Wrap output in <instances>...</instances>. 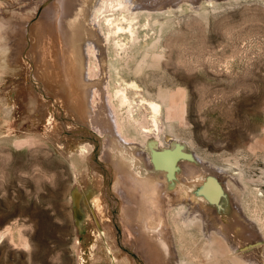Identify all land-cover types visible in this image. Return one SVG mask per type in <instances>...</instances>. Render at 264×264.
<instances>
[{
  "label": "rangeland",
  "instance_id": "374dc122",
  "mask_svg": "<svg viewBox=\"0 0 264 264\" xmlns=\"http://www.w3.org/2000/svg\"><path fill=\"white\" fill-rule=\"evenodd\" d=\"M191 1L152 0L148 4L154 9L150 11L155 12L151 21L160 28L144 31L146 42L154 43L142 62L143 53L139 51L125 60V79L138 85L148 99L165 103L168 97L167 102L174 104V119L165 123L161 116V123L165 124L161 137L169 134L187 143L204 163L230 166L234 174L241 171L252 181L264 212V0ZM54 2L0 0V264H81V243L87 233L85 226L79 232L70 209L75 170L66 155L39 136L41 130L31 129L23 106L25 90L39 93L46 102L45 108L53 107L60 123L56 134L64 146H68L69 139L91 145L89 155L101 173L104 197L110 207L112 240L108 247L129 261L132 259L133 264H148L129 238L123 243L117 217L122 209L111 200L115 193L113 168L100 159L103 138L92 129L71 133L68 123L78 121L65 115L55 102L54 88L61 86L54 82L49 92L38 73H43V61L38 57L39 38L48 8ZM117 8L107 9L104 14H116ZM169 8L171 13H165ZM81 12L79 5L70 19L72 24L83 15ZM17 38L22 41L20 54L27 65L25 70L19 64L12 69L7 56L6 50ZM27 114L36 125L34 113ZM5 118L9 123H5ZM27 131L32 135L30 141L17 143V138ZM204 163L199 164L205 167ZM174 190H170L171 203ZM183 195V201L190 204L192 200L185 192ZM173 207V203L161 205L164 222L171 226L180 250L186 258L189 253L198 262L206 263L200 246L175 229ZM225 215L222 221L227 222ZM234 231L243 233L238 226ZM185 245L189 247L187 251ZM89 252L86 248L85 264L92 263ZM214 263L215 260L207 261Z\"/></svg>",
  "mask_w": 264,
  "mask_h": 264
},
{
  "label": "bare ground",
  "instance_id": "6f19581e",
  "mask_svg": "<svg viewBox=\"0 0 264 264\" xmlns=\"http://www.w3.org/2000/svg\"><path fill=\"white\" fill-rule=\"evenodd\" d=\"M147 1L55 0L48 8L49 15L39 38L38 57L43 61V73L39 70L38 73L49 92L52 83L61 86L54 88V98L65 115L78 121L68 123L71 133L92 129L103 138L100 159L113 168L106 165L115 176L111 200L122 209L117 217L124 234L123 243L129 238L148 264H203L189 253L186 258L171 226L164 222L161 205L173 203L175 229L200 246L205 261L264 264V212L252 181L241 171L232 173L230 166L204 163L187 143L176 137L169 134L161 137L160 130L165 125L161 116L165 123L174 119V104L167 102L168 97L165 103L148 99L138 85L125 79V60L139 51L143 53L142 62L154 43V40L146 42L144 31L160 28L156 21H151L155 12L148 5L152 0ZM79 5L83 15L72 24L70 19ZM114 7H118L116 14H104ZM156 7L160 8L158 4ZM165 13L170 14L171 9ZM124 35L126 39H122ZM21 42L17 38L6 50L12 69L18 66L27 69L20 54ZM22 99L24 109L34 113L36 119L35 125L32 116L26 113L31 129L41 130L39 136L66 155L75 170L70 209L79 232L84 226L87 231L81 243V264L87 262L86 248L92 258L90 264H133L132 259L129 261L108 247L112 240L110 207L104 197L101 173L89 155V142L66 137L69 144L64 146L56 134L60 123L53 107L45 108V100L33 90H25ZM5 123H9L8 119ZM31 137L27 131L16 137V142L25 144ZM174 188L175 199L171 203L169 195ZM183 192L192 200L190 204L183 201ZM224 215L227 222L222 221ZM237 226L242 234L234 231ZM187 248L185 245V251Z\"/></svg>",
  "mask_w": 264,
  "mask_h": 264
}]
</instances>
